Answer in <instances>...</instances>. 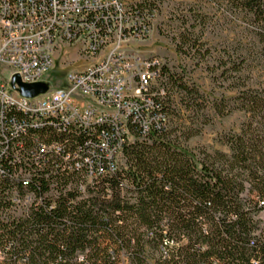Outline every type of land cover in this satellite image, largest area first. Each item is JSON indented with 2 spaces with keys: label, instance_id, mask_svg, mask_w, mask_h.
<instances>
[{
  "label": "trees",
  "instance_id": "trees-1",
  "mask_svg": "<svg viewBox=\"0 0 264 264\" xmlns=\"http://www.w3.org/2000/svg\"><path fill=\"white\" fill-rule=\"evenodd\" d=\"M215 1L264 42V0ZM137 7L155 14L151 1ZM160 77L197 97L163 67ZM239 94L245 120L239 133L223 137L227 153H188L168 121L141 140L124 138L123 164L114 174L103 172L87 197L65 189L74 177L58 159L48 169L55 193L45 196L50 180L33 173L28 187L41 204L19 209L7 200L19 185L15 156L29 159L23 146L32 154L38 142L54 141L89 156L92 148L101 158L102 139L114 147L118 128L34 126L29 115L0 107V264H264V88ZM155 100L168 115L165 96Z\"/></svg>",
  "mask_w": 264,
  "mask_h": 264
},
{
  "label": "built area",
  "instance_id": "built-area-1",
  "mask_svg": "<svg viewBox=\"0 0 264 264\" xmlns=\"http://www.w3.org/2000/svg\"><path fill=\"white\" fill-rule=\"evenodd\" d=\"M146 13L127 7L124 0H0V107L28 104L31 125L85 130L87 124L109 117V124L118 128L114 147L102 139L101 158L92 148L89 156L79 147L69 151L54 141L38 142L39 150L32 154L23 146L29 159L15 156L12 176L19 178L16 186L21 190L13 186L8 194L13 209L41 204L28 187L33 173L50 180L51 191L45 196L55 193L48 169L58 159L62 171L74 177L65 189L87 197L103 172L114 174L123 164L124 138L141 140L168 127V115L157 111L155 100L164 88L153 92L162 66L130 49L131 40H144L150 33L152 17ZM72 46L83 60L102 58L67 74L64 87L50 90L48 85L36 97H23L19 87L11 85L15 75L24 85L45 83L43 77L53 71L58 55ZM41 113H59L60 121L42 120Z\"/></svg>",
  "mask_w": 264,
  "mask_h": 264
},
{
  "label": "rangeland",
  "instance_id": "rangeland-1",
  "mask_svg": "<svg viewBox=\"0 0 264 264\" xmlns=\"http://www.w3.org/2000/svg\"><path fill=\"white\" fill-rule=\"evenodd\" d=\"M143 1L124 3L137 7ZM148 1L156 10L150 33L144 40H131L130 49L144 58L157 60L185 88L197 92V97H192L163 77L157 79L153 92L165 90L162 96L169 106V129L177 128L175 135L181 137L179 141L188 153H227L223 137L239 133L245 120L236 98L247 89L264 88V42L259 41L243 18L227 11L223 2ZM101 58L99 55L83 60L77 47L72 46L58 55L53 71L43 81L50 90L64 87L67 74L82 71ZM185 135L191 137L185 139ZM260 214L264 220V212Z\"/></svg>",
  "mask_w": 264,
  "mask_h": 264
},
{
  "label": "bare ground",
  "instance_id": "bare-ground-1",
  "mask_svg": "<svg viewBox=\"0 0 264 264\" xmlns=\"http://www.w3.org/2000/svg\"><path fill=\"white\" fill-rule=\"evenodd\" d=\"M1 108L4 110L13 108L16 110V112L18 111V112L22 113L24 116L26 114L28 115V104L25 105L21 102L7 103V106H2ZM41 115H42V120L52 121V122L60 121V114L59 113H41ZM102 124H109V117H101L100 123L87 124L86 126H84V128H87V127L91 128L92 126L98 127L99 125H102ZM111 125H113L115 128H117L116 124H111ZM34 126H39V125H34Z\"/></svg>",
  "mask_w": 264,
  "mask_h": 264
},
{
  "label": "water",
  "instance_id": "water-1",
  "mask_svg": "<svg viewBox=\"0 0 264 264\" xmlns=\"http://www.w3.org/2000/svg\"><path fill=\"white\" fill-rule=\"evenodd\" d=\"M11 85H17L19 87V93L23 97H36L42 93H45L48 90V85L40 82L38 84H22L19 80V77L15 75L12 78Z\"/></svg>",
  "mask_w": 264,
  "mask_h": 264
}]
</instances>
